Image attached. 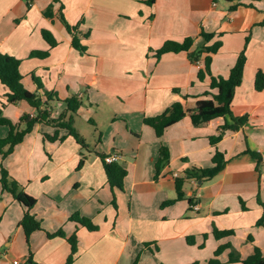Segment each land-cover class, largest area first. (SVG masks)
Wrapping results in <instances>:
<instances>
[{
	"label": "crops",
	"instance_id": "obj_1",
	"mask_svg": "<svg viewBox=\"0 0 264 264\" xmlns=\"http://www.w3.org/2000/svg\"><path fill=\"white\" fill-rule=\"evenodd\" d=\"M263 20L264 0H0V53L20 60L26 89L56 94L51 117L65 110L68 97L79 98L73 126L85 143L82 147L65 128L36 123L10 154H0V165L36 199L30 212L41 226L27 241L19 225L24 207L0 185V264L14 259L64 264L73 234L71 264H206L227 243L215 264H241L228 260L231 250L239 259L254 247L264 253V228L255 225L262 214L257 198L264 203V88H254L256 72L264 73ZM42 29L52 33L54 46L43 39ZM200 32L212 38L203 43ZM72 35L83 51L72 46ZM185 37L194 39L192 49L221 43L209 54L210 73L223 78L245 47L231 113L246 122L225 130L214 145L209 137L218 133L223 117L195 126L186 115L159 137L143 121L174 102L193 109L206 91L216 92L208 74L197 76L205 53L195 64L186 51L156 57L165 41ZM31 51L47 54L30 56ZM6 91L0 83V106ZM2 113L15 123L34 110L19 101L6 104ZM80 120L88 123L87 134L77 127ZM7 132L0 126V137ZM54 133L53 141L45 137ZM160 146L167 148L169 161L156 178ZM247 148L262 157L261 180ZM215 149L224 153L223 171L208 181H186L184 199L174 200L175 178L190 167L211 166ZM111 153L126 169L121 190L110 187L97 155ZM213 227L232 233L216 238ZM56 231L63 236L48 235Z\"/></svg>",
	"mask_w": 264,
	"mask_h": 264
},
{
	"label": "trees",
	"instance_id": "obj_2",
	"mask_svg": "<svg viewBox=\"0 0 264 264\" xmlns=\"http://www.w3.org/2000/svg\"><path fill=\"white\" fill-rule=\"evenodd\" d=\"M154 0H148V3H153ZM48 12H46V15ZM58 18L66 26L69 32H72L73 27H70L61 13L58 14ZM261 24H264V20ZM43 39L49 46H54L56 40L52 33L46 29L41 30ZM203 43L212 38V34L200 32ZM194 39L192 37H185L181 42L167 40L163 45L155 51L156 57L166 52H179L186 51L187 57L191 63L195 64L200 60L203 53L206 55L203 57L204 67L199 69L197 76L201 80L206 74L210 76V90H216L215 93L206 91L203 97L197 99L193 109L186 110L183 108L180 102H174L168 106L162 113L146 117L143 119L144 123L150 126L157 137L161 136L165 128L178 122L184 116L188 115L193 125H198L202 122L211 120L217 117H223L224 123L218 128V133L209 137L210 144H216L223 136L225 130L236 131L246 122L245 116L236 117L231 113V100L234 94V89L242 81V71L245 63V47L237 55L234 65L230 68L229 75L226 78L220 76H213L210 73V60L209 54L215 53L220 46V42H214L210 46H205L203 43L197 45L192 49ZM72 46L81 51L84 47L78 42V38L72 35ZM47 51H31L30 56H45ZM20 60L5 53H0V83L7 89L5 103L0 106V126H6L8 132L6 136L0 137V154L2 157L10 154L14 147L20 143L24 136L28 134L34 124L45 123L56 128H65L68 135L72 136L77 143L82 147H85L84 140L79 136L76 129L73 126L74 116L77 113L78 108L82 105L81 101L76 95H71L65 100L66 108L56 117L50 115V103L57 100L56 94L51 91H43L41 95L37 92L29 91L22 83V75L19 71ZM254 88L260 91L264 88V73L258 70L254 77ZM19 101H26L29 106L34 110L33 115L29 113H23L19 120L13 123L10 119L6 118L2 113V108L6 104H16ZM49 140H55L57 133L53 135H45ZM62 139V138H60ZM244 152L248 153L255 161V170L258 173V179L261 180V163L262 157L256 151H252L247 148ZM100 158L104 172L106 174L107 182L111 188H123V180L126 176V169L116 161L106 162L107 155L97 154ZM169 154L168 150L164 146L159 148V156L155 161V177L160 174L161 169L168 163ZM83 159L79 161L78 167L81 166ZM226 164L224 153L215 149L211 157V166L209 167H190L184 170L181 176L175 178V192L176 198L174 200L184 199L183 186L188 180L195 181H208L213 179L221 171H223ZM0 185L2 190L10 193L12 197L20 202L24 207L23 216L19 222L28 241L29 235L41 228L39 220L30 212L31 208L36 202V199L24 192L21 185L13 179L6 169L0 165ZM115 197L112 199V204L116 207ZM173 200V201H174ZM173 201H168L167 204ZM187 201L192 204V199L188 198ZM258 203L262 206V214L255 222L256 226L264 228V203L257 198ZM72 220H76L80 224L86 226L88 229L93 230L95 227L91 225L90 221L86 218L73 215ZM213 235L216 238H220L232 233L231 230H218L213 227ZM49 236H63L61 231H56ZM205 236V235H204ZM70 244V253L68 254L64 264H71L76 252V236L73 234L67 238ZM230 245L222 244L214 251V257L209 259L206 264H215L218 262L216 256H218L225 248ZM230 262H240L241 264H264V253L257 247H254L251 254L245 259H239V256L235 251L231 250L229 253ZM29 262V261H28ZM133 264H136L134 262ZM162 264V263H159ZM192 264H198L194 262Z\"/></svg>",
	"mask_w": 264,
	"mask_h": 264
},
{
	"label": "built area",
	"instance_id": "obj_3",
	"mask_svg": "<svg viewBox=\"0 0 264 264\" xmlns=\"http://www.w3.org/2000/svg\"><path fill=\"white\" fill-rule=\"evenodd\" d=\"M118 158H119V155H117L115 153H111V154L106 156L105 160H106V162L110 163V162H113V161H117ZM174 176L176 177V174H174ZM9 264H31V263H29V262L22 263L18 259H14Z\"/></svg>",
	"mask_w": 264,
	"mask_h": 264
},
{
	"label": "rangeland",
	"instance_id": "obj_4",
	"mask_svg": "<svg viewBox=\"0 0 264 264\" xmlns=\"http://www.w3.org/2000/svg\"><path fill=\"white\" fill-rule=\"evenodd\" d=\"M77 127L80 128V131L84 134H87L88 130L90 129L88 123L85 120L78 121Z\"/></svg>",
	"mask_w": 264,
	"mask_h": 264
},
{
	"label": "water",
	"instance_id": "obj_5",
	"mask_svg": "<svg viewBox=\"0 0 264 264\" xmlns=\"http://www.w3.org/2000/svg\"><path fill=\"white\" fill-rule=\"evenodd\" d=\"M198 182L200 183L201 181L199 180Z\"/></svg>",
	"mask_w": 264,
	"mask_h": 264
}]
</instances>
